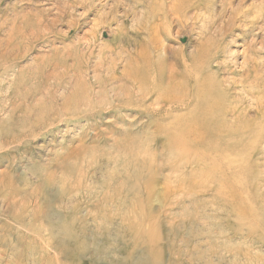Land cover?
<instances>
[{
  "label": "rangeland",
  "instance_id": "rangeland-1",
  "mask_svg": "<svg viewBox=\"0 0 264 264\" xmlns=\"http://www.w3.org/2000/svg\"><path fill=\"white\" fill-rule=\"evenodd\" d=\"M173 4L0 0V264H155L139 235L131 247L128 215L160 243L161 264H264V220L254 225L250 202L262 191L254 199L264 213V161L259 181H251L248 148L237 150L243 162L233 173L191 177L193 164L160 173L150 189L130 165L156 155L162 166L170 157L156 114L165 106L154 104L160 55L182 72L208 48L224 59L216 74L234 88L231 104L245 120L257 114L243 85L257 84L255 68L264 81V0H197L185 28L171 11L163 22ZM140 72L150 75L142 84ZM176 174L187 191L173 195ZM127 176L138 183V220L126 205H108Z\"/></svg>",
  "mask_w": 264,
  "mask_h": 264
},
{
  "label": "bare ground",
  "instance_id": "bare-ground-1",
  "mask_svg": "<svg viewBox=\"0 0 264 264\" xmlns=\"http://www.w3.org/2000/svg\"><path fill=\"white\" fill-rule=\"evenodd\" d=\"M172 1L174 2V4L170 7L169 10L168 8L166 10V7H164L163 9L164 11L163 22L168 19L167 14L171 11L174 14V16H176L178 21L180 20L182 22L181 27L185 28L187 25L185 11L190 6L194 5L197 0H172ZM221 27L223 28V26ZM224 27L227 26L224 25ZM226 29L228 28H224L223 31L226 32ZM158 30H161V28L157 29L156 31ZM157 34H159V32ZM223 34L224 33H222V35ZM224 43L226 44V42ZM166 50L167 49L165 48V50L163 51L166 52ZM217 51L219 50L217 49ZM217 53L218 52H216L215 54L217 55ZM225 56L226 55H224V58H226ZM141 59L143 60V62H145L146 66L150 65L151 61L148 60L147 55L146 56L143 55ZM167 61L168 60L166 56H162V55L159 56L157 66L155 67V71H154L155 72L154 74L157 75V85L153 87L154 88L153 93L156 95V100L154 101V104H156L159 107L163 105L165 106L162 110H160V112L157 111L156 114L165 120L164 124L161 125V127L159 128V133L161 134V136L164 135L167 138L166 144L170 148L168 150L170 157L165 163V165L162 166L157 163L156 155H152L149 159H147V155L140 158L137 157L135 159L133 158V162L132 164H130L133 165L134 167H137V169L140 168L141 176L144 179L146 189H150L149 186L151 184L158 182L157 181L158 175L160 173L166 170L171 172V174L174 172L178 173L181 170H184L185 168L193 164H195V166L198 167V169L195 172L190 173L191 177L197 175V177L200 178V175L203 176L205 174H208L213 177V176H217L218 173L224 174L225 171H229L230 173H233L236 170L235 165L240 163V161L241 163L243 162L241 160L243 159L241 155L242 153L239 154V152H237L238 149L242 151L243 148L244 149L248 148L247 150H249L248 152L249 154L247 153L248 154L247 161L250 165L249 167L250 180L254 182H258L259 181L258 175L263 173L261 170L262 165L260 164L261 163L260 161L261 160L264 161V97H262L263 94L261 95V92L260 93L256 92L257 88L258 90L259 89L264 90V81L258 76V72L260 71L257 68H255L257 74L255 75L254 72L255 81L253 80V82L254 84L255 82H257V84L253 85L252 81H249L248 79L244 81L245 83L243 85L244 90L249 96L251 95L252 97H254L252 98V100L254 99L253 100L254 102L251 103H253L252 106L257 111L256 112L257 114L255 115L256 116L255 119L252 118L251 120H247V119L245 120L244 116L241 113L242 108H240L239 110V108L236 107L237 104L236 105L231 104L229 95L227 94L228 93L227 91L232 93L234 91V88L232 89L230 88V86L228 87L225 82L226 80L224 78H223L224 81L221 80L217 75L218 74L217 72L219 71L220 67L223 66V62L220 61L216 56L211 55L208 48L204 47L200 51L198 56L194 58L193 61L197 63L198 65L197 67L195 65L189 64V62L186 63L185 61L183 64L182 72L178 71L177 69L179 68L178 64L177 66L176 64L174 65L177 68H174L173 66L170 67L169 65H167L166 63ZM182 63L183 62H181V64ZM213 65H216V67H212ZM257 67L259 68V66ZM241 70L244 71V69ZM248 74L249 73H247V75ZM146 76L150 77V75L140 72L139 80H138L141 82L140 84H142L144 80H146L147 78ZM243 77L247 78L245 76ZM242 83L243 81L241 82V84ZM224 85H226V87H224ZM149 93L147 94L146 97H148ZM245 102L246 101L244 100V103ZM246 155L243 156L245 157ZM262 164H264V162H262ZM127 168H130V166L128 165ZM171 176H174L176 180L173 183L174 186L169 187V191L171 190L170 193L173 195L174 194L178 195L186 192L187 191V188L185 187L186 182L185 181L181 182L182 180L179 176H177V174ZM170 178L173 177L169 176L165 178V181L168 183ZM129 180H130V176H127L126 179L123 181V184L117 187L116 190L111 189L114 191V193L113 194L111 193L112 197L109 199L108 205H111L112 207L116 206L117 208L126 205L128 208L127 211H129L130 215H132L133 213H136L135 208L138 205V196L140 194L138 192V183L136 182L135 184H132V182H129ZM169 184L171 183L169 182ZM126 190H129L128 191L129 193H127V195L129 194L131 196V199L127 198L129 196H126L124 192ZM254 190L255 192L259 191L257 186H255ZM261 192H259L256 195H258L262 200ZM124 194L125 196H122ZM256 195L250 196L251 198L250 202L252 204L251 215L252 217L255 216V219L252 218L253 223L254 225L258 226V223L263 222L264 220V213L261 212L257 206V204L260 203V199L257 200V202H255L254 196ZM119 196L121 197L122 200L120 201V206L116 205ZM261 205L263 204L261 203ZM262 207H264V205ZM135 215H137V217L135 218L136 220H138V214L136 213ZM135 218L133 217L134 220ZM123 219H124V223L127 226V230L132 237L130 242L131 247H133V249L135 250L138 248V235H139L142 238L143 245L146 246L145 249L146 255L151 257V259L155 260L156 262L155 264H161L163 251H161L159 247H155L160 243L155 244L151 236L152 234L144 235L141 231L138 232V227H135V225H133L134 222L129 215ZM69 252H70L69 257L71 259L75 260L79 258L78 252L76 251L75 248L73 249L71 247L69 249ZM133 252L134 250L131 251V248L126 249V254L128 255V257H132Z\"/></svg>",
  "mask_w": 264,
  "mask_h": 264
}]
</instances>
